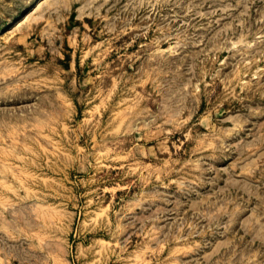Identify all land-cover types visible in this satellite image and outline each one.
<instances>
[{"label":"rangeland","instance_id":"rangeland-1","mask_svg":"<svg viewBox=\"0 0 264 264\" xmlns=\"http://www.w3.org/2000/svg\"><path fill=\"white\" fill-rule=\"evenodd\" d=\"M0 264H264V0H0Z\"/></svg>","mask_w":264,"mask_h":264},{"label":"bare ground","instance_id":"bare-ground-1","mask_svg":"<svg viewBox=\"0 0 264 264\" xmlns=\"http://www.w3.org/2000/svg\"><path fill=\"white\" fill-rule=\"evenodd\" d=\"M27 18H28V17H27ZM27 18H26V19H27ZM26 19H25V20H26ZM25 20H24V21H25ZM22 23H23V21L20 22V23H18L16 27H19ZM4 140H5V139H4ZM6 170H7V169H6ZM12 170H13V169H12ZM6 177H7V176H6ZM6 177H5V178H6ZM3 178H4V177H3ZM6 183H7V182H6ZM10 184H11V183H10ZM10 189H11L10 191H12V188H10ZM8 195H9V194H8Z\"/></svg>","mask_w":264,"mask_h":264}]
</instances>
